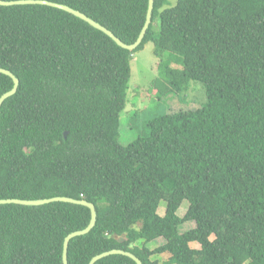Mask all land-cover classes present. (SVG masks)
<instances>
[{
	"label": "trees",
	"instance_id": "1",
	"mask_svg": "<svg viewBox=\"0 0 264 264\" xmlns=\"http://www.w3.org/2000/svg\"><path fill=\"white\" fill-rule=\"evenodd\" d=\"M47 1L129 45L149 8V0ZM167 4L155 0L135 51L65 11L0 6V68L20 81L0 111V200L93 203L96 225L70 242L69 264L115 249L143 264H159L153 256L165 253L163 264H264V0ZM150 42L159 58L158 103L199 81L207 104L152 118L148 134L125 145L138 116L121 120L131 61ZM12 88L0 73V98ZM90 220L83 205H0V264H64L65 238ZM187 222L196 225L181 233ZM96 264L136 263L111 255Z\"/></svg>",
	"mask_w": 264,
	"mask_h": 264
},
{
	"label": "rangeland",
	"instance_id": "2",
	"mask_svg": "<svg viewBox=\"0 0 264 264\" xmlns=\"http://www.w3.org/2000/svg\"><path fill=\"white\" fill-rule=\"evenodd\" d=\"M178 0H168L166 8L174 7ZM154 28L158 33L160 30V20L156 19ZM154 43H148L142 51L133 55L131 61V78L127 95V104L124 115L121 120L126 121L134 112L138 113L137 118L129 122L132 129L121 138L122 143L127 145L135 141L138 137L148 134L147 122L158 115L171 114L184 110H195L204 107L207 104V93L204 84L199 81H192L188 91L179 95H168L163 98L161 104L156 99V94L152 91L153 83L160 77L158 67L159 58L154 53ZM125 123V122H123ZM125 127V126H124ZM130 128V127H129ZM167 202L162 201L158 214L165 215ZM189 208V202L184 201L178 211V215L183 217ZM194 222H187L180 227L181 233H184L195 227ZM140 244V243H138ZM141 245V244H140ZM149 248L154 250L159 244L156 242L148 244ZM192 248L199 249L200 245L196 242L191 243ZM159 264H163L170 259V254H157L153 256Z\"/></svg>",
	"mask_w": 264,
	"mask_h": 264
},
{
	"label": "water",
	"instance_id": "3",
	"mask_svg": "<svg viewBox=\"0 0 264 264\" xmlns=\"http://www.w3.org/2000/svg\"><path fill=\"white\" fill-rule=\"evenodd\" d=\"M154 2H155V0H149L148 14H147V19H146V23L144 25V28H143L140 36L138 37V39L131 45L124 43L121 39H119L108 28L102 26L98 22L87 17L85 14L81 13L80 11L72 9L69 6L63 5V4H58V3L50 2L47 0H16V1L0 0V6L12 7V6H24V5H41V6H48V7L56 8V9L65 11V12L83 20L84 22H86L90 26H92L93 28L103 32L104 34L109 36L121 48L129 50V51H135L143 42V39L146 36V33H147V31L151 25L153 10H154ZM0 73L10 77L13 81V88L10 91L3 94L0 98V111H1V108L4 104V102L6 100H8L9 98L13 97L18 92L20 81L9 70L0 68ZM67 135H68V132H65V137H67ZM57 202L83 205V206L88 207L91 211V220H90L89 225L85 229L73 232L65 238L64 251H63V263L69 264L68 249H69L70 242L77 237L89 234L96 225L97 210H96V206L93 203H90L86 200H75V199L67 198V197H55V198L41 199V200L1 199L0 205L15 204V205H24V206H42V205H47V204L57 203ZM111 255L126 256V257L132 259L136 264H143V262L135 254L128 252V251L117 250V249L111 250L108 252H104L100 255L95 256L90 261L89 264H96L99 260H101L105 257L111 256Z\"/></svg>",
	"mask_w": 264,
	"mask_h": 264
}]
</instances>
